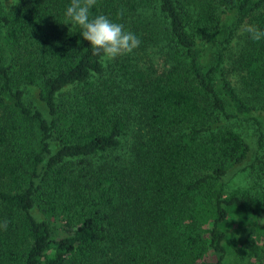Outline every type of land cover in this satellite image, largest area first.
I'll use <instances>...</instances> for the list:
<instances>
[{
	"label": "trees",
	"instance_id": "1",
	"mask_svg": "<svg viewBox=\"0 0 264 264\" xmlns=\"http://www.w3.org/2000/svg\"><path fill=\"white\" fill-rule=\"evenodd\" d=\"M69 4L0 0L12 54L6 63L0 37V264H264V192H227L224 182L250 150L229 121L253 122L264 141V39L247 34L238 87L224 57L239 27L264 30V0H199L194 17L176 0H97L92 17L169 54L163 70L124 65L110 91L98 85L104 57L65 15ZM220 9L236 14L225 41ZM198 36L219 46L215 61ZM136 114L146 134L132 168L100 163Z\"/></svg>",
	"mask_w": 264,
	"mask_h": 264
},
{
	"label": "rangeland",
	"instance_id": "2",
	"mask_svg": "<svg viewBox=\"0 0 264 264\" xmlns=\"http://www.w3.org/2000/svg\"><path fill=\"white\" fill-rule=\"evenodd\" d=\"M176 2L181 10H183L184 15H189L191 17L196 16L199 0H176ZM144 14H148L149 18L153 17L152 10L146 9ZM220 16L222 28L219 41H225L234 29L236 14L233 10L220 9ZM243 26L244 25L234 32L233 36L226 43L227 49L224 51V57L227 59L226 68L228 70V75L232 78L231 80L237 87L239 86V73L237 72L238 68L235 63L236 60L240 58L242 50L247 42V33L242 32ZM189 30H193L190 25ZM0 37H2L1 34ZM197 39L199 44L205 49L207 62L210 63L215 61V59H217L216 55L219 52V46H212L199 36ZM2 45L4 46V59L6 60V63L10 62L12 54L9 48L5 46L3 37ZM126 55L127 54L119 56L116 59H108L104 57L103 62L105 65V74L101 79H98L100 89H109V91L111 89L117 90V88L115 89L113 79L118 80L119 83V80L123 75L124 65H129L128 63H135V66L147 69V71L153 66L158 70H163L170 65L167 59V56L169 55L168 48L165 43H160L150 49L138 47L131 54L133 59H125ZM22 88L24 89L26 100L28 102H31L35 107L45 110V106L42 105L38 99V91L35 86L24 84L22 85ZM260 114H262V112H260ZM143 121L144 120H141V116L136 114L127 126V133L122 138V144L117 149L102 155L103 157L99 159L100 163L106 162L114 167H122V169L124 168L122 170L123 172H128L132 168V150L136 144V140L140 136L143 137L142 134H146V128ZM229 124L246 139L250 146V150L247 159L242 164L231 168L226 175L224 182L226 184L227 192L243 189L264 192V141L262 144L260 143L259 129L253 122L248 121L231 119ZM35 215L40 220L46 219L45 215L38 209L35 210ZM52 225L55 227L54 230L57 231V233L64 232L63 224L60 221L52 220Z\"/></svg>",
	"mask_w": 264,
	"mask_h": 264
},
{
	"label": "clouds",
	"instance_id": "3",
	"mask_svg": "<svg viewBox=\"0 0 264 264\" xmlns=\"http://www.w3.org/2000/svg\"><path fill=\"white\" fill-rule=\"evenodd\" d=\"M96 4L97 0H70L65 11L71 22L82 28L83 39L90 42L93 54L116 59L138 48L140 38L126 30L122 23L114 22L103 14L91 16V10ZM242 32L256 41L264 39V30L254 24L244 25Z\"/></svg>",
	"mask_w": 264,
	"mask_h": 264
}]
</instances>
